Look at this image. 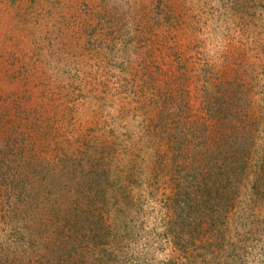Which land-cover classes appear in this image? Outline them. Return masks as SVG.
<instances>
[{
	"label": "rangeland",
	"instance_id": "obj_1",
	"mask_svg": "<svg viewBox=\"0 0 264 264\" xmlns=\"http://www.w3.org/2000/svg\"><path fill=\"white\" fill-rule=\"evenodd\" d=\"M222 83L243 122L211 119ZM214 126L245 161L184 255L169 182ZM263 163L264 0H0V264H67L48 239L79 209L110 211L114 264H264Z\"/></svg>",
	"mask_w": 264,
	"mask_h": 264
},
{
	"label": "trees",
	"instance_id": "obj_2",
	"mask_svg": "<svg viewBox=\"0 0 264 264\" xmlns=\"http://www.w3.org/2000/svg\"><path fill=\"white\" fill-rule=\"evenodd\" d=\"M221 88L226 95L222 93ZM219 89V94L222 97H217L214 103L210 102V97L209 102H206L207 105L214 106L210 107L213 112L215 104H219L217 111L210 113L211 119L216 121L217 118L215 117L219 116V113L220 115L225 113L226 115H230V118L238 119L243 122L241 116L243 115L248 100H244L243 96H236L228 93V88L225 87L224 83L219 85ZM228 94L229 96H227ZM219 135L220 132L218 133L215 126L209 128L207 131L204 130V138L197 144L199 153L193 155V163L188 169L187 174L185 173L180 177L181 182L177 183L174 180L169 182L171 193L167 197L166 205L170 210V221L176 222L177 218H179V224L176 222L178 228L174 229L171 227L172 230L169 229L171 232L167 230L166 234L172 236L173 243L184 255H187L190 250L195 248L196 245L204 239V235L207 230L210 231V227H216L217 229L219 223L220 225L227 223V214L224 216V213L229 207L230 201H228L229 196L225 193L228 194V192H230L228 188L233 184V178L237 176L236 171L238 172L239 170L238 162H244L245 158L243 152L240 151V141H238L240 138L239 134L231 135V137L235 136L233 138L234 142L231 141L228 146L221 144L224 140L223 138L226 137L224 133ZM185 175L188 176L185 177ZM260 180L264 182V172ZM192 182H197V185L192 184ZM222 190H224L223 193ZM69 211L70 210L67 212ZM78 211H81V209ZM78 211H71V217L69 218V216H66L65 219L63 214L60 224L56 227V231H52L48 243L52 248L53 254L55 256L61 254L64 260H67L65 262L67 264H80L82 263L81 261H96L93 264L116 263L118 255L116 254L114 259L116 261H113L112 255L115 256V253H119L116 249L121 248L117 246L115 249L116 246L113 244L117 242L118 245L120 237L117 239L116 236L117 240L115 239V242L108 240L114 235L111 232L114 226L107 224V216L111 215L110 211L98 209L96 213H84L85 216ZM222 214L224 216L223 220ZM66 220H68V225H72L73 229H85L83 231V240L79 241L74 238L73 240L76 242L72 240L70 242L71 246L69 243L67 244L70 238L68 234L71 235V232L65 226ZM95 220L96 227L87 226L93 225V221ZM62 223H64V225L60 226ZM97 223H100L102 228L98 227ZM111 223L113 224V222ZM175 225L176 224H174V226ZM205 225L207 226L206 228ZM77 226L79 227L76 228ZM201 227L205 230L200 231ZM221 231L219 227L216 233L214 232L210 235V240H212L215 235L221 233ZM65 236L68 237L66 240L64 239ZM57 237H59L60 240ZM95 253L96 257H93ZM163 263L172 264L171 261ZM86 264L88 263L86 262ZM173 264L176 263L173 262Z\"/></svg>",
	"mask_w": 264,
	"mask_h": 264
}]
</instances>
